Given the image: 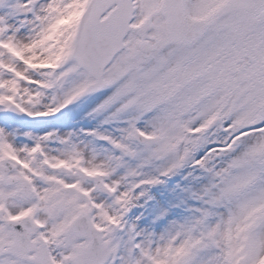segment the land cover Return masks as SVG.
<instances>
[{
  "label": "snow or ice",
  "instance_id": "snow-or-ice-1",
  "mask_svg": "<svg viewBox=\"0 0 264 264\" xmlns=\"http://www.w3.org/2000/svg\"><path fill=\"white\" fill-rule=\"evenodd\" d=\"M0 264H264V0H0Z\"/></svg>",
  "mask_w": 264,
  "mask_h": 264
}]
</instances>
